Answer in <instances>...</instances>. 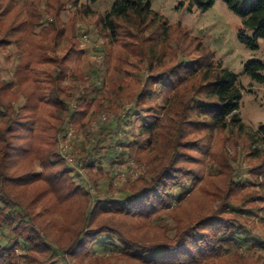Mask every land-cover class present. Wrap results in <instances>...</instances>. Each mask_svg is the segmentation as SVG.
<instances>
[{
  "label": "trees",
  "instance_id": "trees-1",
  "mask_svg": "<svg viewBox=\"0 0 264 264\" xmlns=\"http://www.w3.org/2000/svg\"><path fill=\"white\" fill-rule=\"evenodd\" d=\"M66 1L46 0L43 8L41 0H0V52L14 46L17 60L13 78L0 77V264H60L67 255L82 263L108 253L129 264H214L231 251L246 264L247 253L261 255L264 238L247 222H264V124L251 129L243 122L238 75L151 0H116L101 14L88 4L78 8L84 17L96 15L106 69L135 89L126 114L113 113L112 128L93 142L70 145L68 155L86 170L74 174L59 147L72 136L68 126L85 132L92 108L96 117L116 106L103 81L77 72L86 56L79 28L70 27L63 55L53 53L64 32L59 18ZM215 1L189 3L207 9ZM222 1L253 30L240 41L257 49L264 39V0ZM243 72L264 83L263 61L246 63ZM205 131H218L220 140L213 143ZM157 147L163 157L146 160L144 172L118 192L90 191L103 183L111 189L106 168L119 156ZM246 149L256 160L249 167L241 165ZM206 175L217 179L215 191L207 192L218 203L181 226L169 207ZM57 211L72 219L62 223L53 217ZM126 217L154 222L162 234L140 239Z\"/></svg>",
  "mask_w": 264,
  "mask_h": 264
},
{
  "label": "rangeland",
  "instance_id": "rangeland-1",
  "mask_svg": "<svg viewBox=\"0 0 264 264\" xmlns=\"http://www.w3.org/2000/svg\"><path fill=\"white\" fill-rule=\"evenodd\" d=\"M115 1L67 0L60 13L59 23L64 28V32L58 37V43L53 52L54 55H63L69 47L71 38L69 35L70 27L73 29L79 28L77 38L82 48L85 49L86 56L77 72H81L89 80L97 79L100 82L103 81L104 87H102V90L110 96L111 103L109 104L116 106L115 111L113 109L111 111H104L100 116L96 117H91L92 108L85 120L89 122V129L85 132H82V130L77 131L73 127L68 126V133L72 131V136L68 134V136H71L70 138L66 137L59 142V147H64L62 149L65 154L64 156L68 155V150L75 149V144L79 140L86 139L87 142L95 141L99 132L114 126L113 120L116 117L113 116L114 112L124 113V110L132 105L130 92H133L135 89L132 85L133 82L129 80V82L122 83V76L113 70H107L102 63L103 55L106 51V40L96 33L95 25L93 24L96 15L84 17L78 10L81 4H88L97 14H101L109 10ZM151 2L154 9L164 15L170 22L179 21L190 33L201 36L205 43L214 51L215 59L238 75L243 90V99L240 106V115L243 122L251 129H257L261 124H264V83L253 82L243 72V66L250 61L258 59L264 62V39L259 40V47L257 49H251L242 43L239 39L240 34L245 33L247 36H251L253 30L244 27L242 16L231 11L222 0H216L207 9H201L195 5L191 6L189 0H151ZM45 4L46 0H41L40 6L44 8ZM15 53L16 48L14 46H10L0 52L1 78H13L17 65ZM141 65L143 66V64ZM136 77V75H133V79ZM66 82H69V80L67 79ZM119 86L121 87V91L118 89ZM117 92H119L121 98H118ZM203 134H206L213 143H217L221 136V133L218 131H205ZM119 136L121 137V135ZM107 142H111V138ZM162 157L163 151L158 147L145 150L140 154L119 156V158L115 159L116 161L106 168L108 177L105 176L104 180L111 182V189L107 188L108 184L103 183L101 184L100 191H97L93 185H90V191L99 196H103L106 192L109 195L116 193L123 183L136 178L144 172L146 160L157 162ZM255 162L256 160L250 155L249 151L247 149L244 150L241 165L249 167ZM69 163L74 168V174L76 172L86 173L83 165L76 164L75 159H72ZM216 180L214 176L206 175L203 181L190 190L183 200L175 201L171 204L169 210L178 217L181 226L192 223L200 215L208 214L212 207L216 206L218 200H214V197L207 192V190L215 191L213 184ZM76 181L87 185L85 181H80L77 177ZM53 217L62 223H65L68 219H72L71 215H65L59 211L55 212ZM126 221L135 230L134 233L140 239L162 234V231L154 222L144 223L139 219L129 217H126ZM175 223L178 222L174 221L172 225ZM247 224L255 234L264 238V222L258 219V217H254L253 221H248ZM247 254L249 255L246 259V264H264V252L261 255ZM59 259L60 264H129L131 261L119 253H108L102 258L92 257L91 260L86 259L82 263L76 262L70 255L65 257L66 263L61 257ZM214 264L242 263L239 257L231 251L226 255L224 260L214 262Z\"/></svg>",
  "mask_w": 264,
  "mask_h": 264
},
{
  "label": "built area",
  "instance_id": "built-area-1",
  "mask_svg": "<svg viewBox=\"0 0 264 264\" xmlns=\"http://www.w3.org/2000/svg\"><path fill=\"white\" fill-rule=\"evenodd\" d=\"M71 133H72V131L69 132L70 135H71ZM61 147H62V146H61ZM62 149H64V147H62ZM66 157H67V159H68L69 161H71V160L73 159V158L70 157L69 155H67Z\"/></svg>",
  "mask_w": 264,
  "mask_h": 264
}]
</instances>
